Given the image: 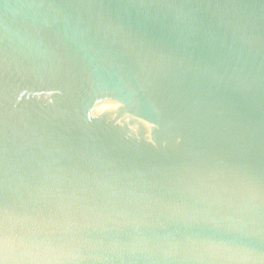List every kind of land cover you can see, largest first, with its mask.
I'll list each match as a JSON object with an SVG mask.
<instances>
[{"label": "water", "instance_id": "water-1", "mask_svg": "<svg viewBox=\"0 0 264 264\" xmlns=\"http://www.w3.org/2000/svg\"><path fill=\"white\" fill-rule=\"evenodd\" d=\"M0 264H264V0H0Z\"/></svg>", "mask_w": 264, "mask_h": 264}]
</instances>
